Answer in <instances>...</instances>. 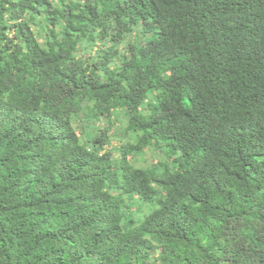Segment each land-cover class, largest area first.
Masks as SVG:
<instances>
[{
  "label": "trees",
  "instance_id": "trees-1",
  "mask_svg": "<svg viewBox=\"0 0 264 264\" xmlns=\"http://www.w3.org/2000/svg\"><path fill=\"white\" fill-rule=\"evenodd\" d=\"M0 264H264V0H0Z\"/></svg>",
  "mask_w": 264,
  "mask_h": 264
},
{
  "label": "rangeland",
  "instance_id": "rangeland-1",
  "mask_svg": "<svg viewBox=\"0 0 264 264\" xmlns=\"http://www.w3.org/2000/svg\"><path fill=\"white\" fill-rule=\"evenodd\" d=\"M122 45H124V44H120L118 46L119 50L122 49ZM112 121H113L112 124H109V125L105 121L104 122H100L98 124L99 127H102V128L108 127V128H110L108 130V138H109L108 146H115V145H117L119 143V141L124 139V137L121 136L122 134H118V133L116 134V132H119L118 130H119L120 127H118V126L120 124V122H119L120 120L116 121L113 118ZM113 154L115 155V153H113ZM156 156L157 155L156 154H152L150 150L145 149L143 151V153L141 155H139L136 160H134V163L139 165V166H145V165L150 164L151 161L154 160Z\"/></svg>",
  "mask_w": 264,
  "mask_h": 264
}]
</instances>
